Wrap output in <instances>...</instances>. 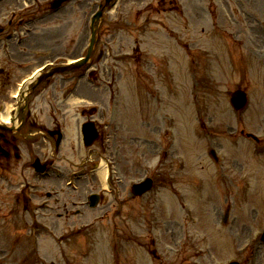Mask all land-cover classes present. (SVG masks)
<instances>
[{
  "label": "rangeland",
  "instance_id": "rangeland-1",
  "mask_svg": "<svg viewBox=\"0 0 264 264\" xmlns=\"http://www.w3.org/2000/svg\"><path fill=\"white\" fill-rule=\"evenodd\" d=\"M30 1L10 3L18 9ZM163 1L119 0L99 23L91 60L100 48L109 46L112 55H119L113 61L110 57L107 65L116 74L121 70L114 85L115 101L111 98L109 102L104 92L109 84L105 60L97 65L100 74L105 72L101 74L105 80H101L100 88L92 87L94 90L88 93L90 99L100 103L89 112L101 111L93 117L109 122L102 127L108 130L104 148L108 145L109 150L102 149L98 139L79 151H70L75 145L67 147L63 143L54 154L52 137H45V144L37 150L44 151L45 158L54 154L61 166L65 163L60 159L64 152L76 162L81 161L82 154L95 162L99 156H106L115 165L110 177L121 190L120 199L131 200L119 204L103 193L95 209L80 202L87 190L102 182L96 172L94 177L78 181L74 191L64 185L63 179L52 175L45 182H37V189L31 194L27 191L28 196L24 194L20 202L12 198L18 185L3 181L0 264H224L229 258L239 257V245L249 243L244 253L254 250L264 229V0H178L184 5L185 22L178 11L163 8L169 0ZM8 3L5 0L0 4V25L12 18L13 7ZM94 5L92 0H80L40 21L36 26L39 32L46 29L55 35L46 33V38L35 33L18 46L23 51L15 56L21 65L11 67L13 73L24 75L47 55L76 56L84 45L85 23ZM140 23L144 24V33L138 27ZM184 33L188 57L184 49L178 48ZM206 34H211L212 40ZM197 50L204 61H195ZM187 73L193 79L196 99L188 91H179L181 79H188ZM131 82L134 89L130 90ZM85 84L75 91L74 103L69 101L64 107L59 103L58 108L51 103L47 106L45 100L38 99L32 105L37 120L50 126L49 115L67 117V110L77 113L82 105L76 103L80 95H86ZM237 86L247 89L248 102L244 109L235 111L228 97ZM4 92L0 91V104L10 103ZM111 106L115 107L113 115ZM66 130L71 138L72 122ZM249 131L259 142L246 136ZM169 140L177 144V152L171 156L173 160L159 163L161 174L155 166L157 154ZM209 147L220 157L217 162L208 154ZM169 170L176 179L175 186L180 187L185 210L180 206L178 210L173 199L176 189H169L165 183L170 178ZM12 174V183L17 182L20 174L13 170ZM150 174L156 177V189L132 198L131 184ZM47 191L52 196L60 193L48 201L49 208L39 209L35 203L46 199ZM34 192L40 195L33 198ZM227 208L228 219L222 222L221 215ZM76 227L89 236L73 237L70 233L65 239L66 229ZM30 230L40 238L35 252L28 236ZM62 233L65 235L60 237ZM88 246L92 257L85 262L82 252ZM152 248L158 259L151 253ZM258 255L259 264H264V245Z\"/></svg>",
  "mask_w": 264,
  "mask_h": 264
},
{
  "label": "bare ground",
  "instance_id": "bare-ground-1",
  "mask_svg": "<svg viewBox=\"0 0 264 264\" xmlns=\"http://www.w3.org/2000/svg\"><path fill=\"white\" fill-rule=\"evenodd\" d=\"M7 110H8V107L5 110L6 114L5 115H2L4 117V119H8V117H9ZM98 170H99V175L103 179L104 178V175L107 172V169L105 168V164L101 165V167H99Z\"/></svg>",
  "mask_w": 264,
  "mask_h": 264
},
{
  "label": "flooded vegetation",
  "instance_id": "flooded-vegetation-1",
  "mask_svg": "<svg viewBox=\"0 0 264 264\" xmlns=\"http://www.w3.org/2000/svg\"><path fill=\"white\" fill-rule=\"evenodd\" d=\"M5 142L7 143V145L14 144L13 142H8V140H5Z\"/></svg>",
  "mask_w": 264,
  "mask_h": 264
},
{
  "label": "water",
  "instance_id": "water-1",
  "mask_svg": "<svg viewBox=\"0 0 264 264\" xmlns=\"http://www.w3.org/2000/svg\"><path fill=\"white\" fill-rule=\"evenodd\" d=\"M134 188H138V185H136V187H133V189H134ZM134 190H135V189H134Z\"/></svg>",
  "mask_w": 264,
  "mask_h": 264
}]
</instances>
